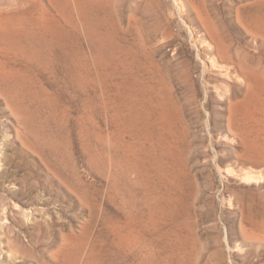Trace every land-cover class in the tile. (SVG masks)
Returning a JSON list of instances; mask_svg holds the SVG:
<instances>
[{"label":"rangeland","instance_id":"obj_1","mask_svg":"<svg viewBox=\"0 0 264 264\" xmlns=\"http://www.w3.org/2000/svg\"><path fill=\"white\" fill-rule=\"evenodd\" d=\"M0 8V264H264V2Z\"/></svg>","mask_w":264,"mask_h":264},{"label":"bare ground","instance_id":"obj_2","mask_svg":"<svg viewBox=\"0 0 264 264\" xmlns=\"http://www.w3.org/2000/svg\"><path fill=\"white\" fill-rule=\"evenodd\" d=\"M261 2H264V0H260ZM28 2V0H13V2H5L4 0H0V6L1 5H4V4H20V5H25L26 3ZM0 10H1V8H0ZM1 12V11H0ZM199 16V18L202 20V22H204L203 24H204V26H206L207 28H208V31H211L212 33H213V27H214V25H213V23L211 22V23H209V25H208V20H210V18L209 17H207V16H203V15H198ZM46 18V17H45ZM260 18H264V14L261 16V17H258V16H256V15H254L253 16V18H252V21H251V23L250 24H247V23H245L244 22V20L241 18V16L239 15L238 16V22H239V24L243 27V29L245 30V33H246V35H248V36H251L253 39H257V38H259V37H263L264 38V34L261 32V29H263L264 28V22L262 21V19H260ZM4 26H2V21H1V19H0V55L1 54H3V53H5V55L7 54V53H9V52H13L12 50L13 49H11V47H10V43H9V41L6 39V37L5 36H3L2 35V33H3V31H5L4 30ZM38 30L39 31H42L43 32V30L45 29V28H47V24L45 23V24H43V25H41V26H38ZM56 32H54L53 31V33L51 34L52 35V37H53V39H54V37L57 35V34H55ZM223 34H222V38L224 39V41L223 40H220V41H218L217 43L221 46V47H223V50H227V51H231V47H230V45L228 44V43H226V42H228V37H229V34H230V31L229 30H225L224 32H222ZM45 34V37L47 38L48 37V35H49V30L47 31V32H45L44 33ZM26 35L27 36H31L32 35V32L30 31V29H27V32H26ZM214 38H215V36H214ZM240 49L241 50H244V47L243 46H240ZM224 62H226L227 64H229V67L230 68H228L227 67V69L229 70V69H233V70H235V71H237V75H236V77L238 78H236V81L237 80H240V82H241V84H243V85H245V86H243V87H246L247 88V90H250L251 88H252V79H251V77H250V72L249 71H247L248 69H249V67L246 65V64H244V62L243 61H239V62H237L234 58H232V57H229V60L227 59V60H225ZM247 64H249V65H251V64H253V61L251 60H249L248 62H247ZM233 70H231L232 72H233ZM16 71L15 70H13V68H12V70L11 71H9V69H7L6 68V66L4 65V62L2 61V60H0V79L1 78H7V79H9V77H10V73H15ZM17 74V73H16ZM13 76H15V75H13ZM12 76V77H13ZM232 78V77H231ZM234 79H235V77H234ZM9 81H10V79L9 80H7V81H5V83H4V88H0V94H1V96H4L6 99H7V101L8 102H10L11 101V97H12V90H11V87L10 86H8V87H6L5 85H8L7 83H9ZM232 81V80H231ZM234 81V80H233ZM237 82H239V81H237ZM236 82V83H237ZM239 84V83H238ZM240 84V85H241ZM228 86V85H227ZM223 88H225V87H223ZM218 89V88H217ZM219 89H222V88H219ZM230 89V88H229ZM226 91L227 92H225V94H221V95H224L225 96V98H228L229 100H230V102H231V100L234 98L233 97V95L230 93V90H228V89H226ZM219 93H220V91H219ZM234 96H236V95H234ZM3 97V98H4ZM237 97V96H236ZM235 97V98H236ZM234 102V101H233ZM232 102V103H233ZM232 103H230V105L232 104ZM235 103V102H234ZM229 105V106H230ZM234 105V104H233ZM232 107V106H231ZM19 115V114H18ZM1 164V163H0ZM1 165H0V169H1ZM0 174H3V173H0ZM248 178H250L249 176H247ZM157 190L155 189V191L154 192H156ZM15 192L16 191H11V194L12 195H14L15 194ZM155 199H157V196H156V198ZM7 203V202H6ZM5 204V203H4ZM5 206H7V205H4V213H6V210H7V207H5ZM17 209H19V208H17ZM23 214H24V216H25V219L27 220V222H29L32 218H30V215L28 214V212H27V210H23ZM8 216V215H7ZM7 217H6V215H4V217H3V215H2V218H1V220H0V229H4L6 232H4L3 233V242H5V241H7V243L9 242L10 244H12L13 242H15V241H17V239L15 238V236L14 237H11V235L9 234V233H7V232H10V230H11V227H10V225L9 224H7V221H4V220H7L6 219ZM144 226H145V224H144ZM2 238V237H1ZM2 242V241H1ZM2 245V244H1ZM2 247V246H1ZM2 256V253L0 252V257Z\"/></svg>","mask_w":264,"mask_h":264}]
</instances>
